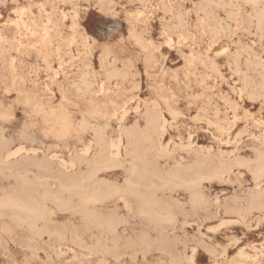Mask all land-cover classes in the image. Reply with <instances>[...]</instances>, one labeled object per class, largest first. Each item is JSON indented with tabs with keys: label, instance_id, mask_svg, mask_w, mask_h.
Here are the masks:
<instances>
[{
	"label": "rangeland",
	"instance_id": "374dc122",
	"mask_svg": "<svg viewBox=\"0 0 264 264\" xmlns=\"http://www.w3.org/2000/svg\"><path fill=\"white\" fill-rule=\"evenodd\" d=\"M260 13L264 0H0V138L10 154L4 163L0 156V196L18 187L21 167L32 172L27 178L36 187L44 173L31 163L72 175L85 170L84 164L71 167L85 149L91 147L89 157L98 152L91 129L56 138L24 96L54 110L63 104L75 124L88 118L92 106L106 110L105 118L89 121L118 146L112 150L115 167L101 171L99 179L119 186L132 162L125 134L146 131L150 113L162 119L153 135L161 174L199 160L212 168L228 167L220 177L201 182L203 204L196 211L183 186L161 187L162 181L153 179V187H160L157 198L174 207V220L161 227L141 216L132 200L125 206L115 198L98 206L116 212L114 234L93 228L80 232L82 242L69 232L61 240L33 236L26 226L2 217L0 264H264V207L248 211L256 195L264 202V175L252 172L257 156L264 155ZM110 101L116 102L115 112ZM46 181L55 189L53 177ZM69 215L56 210L51 227L72 221L80 227V216ZM6 224L11 229L3 230ZM97 238H108L102 241L108 247L115 242L116 256L97 252Z\"/></svg>",
	"mask_w": 264,
	"mask_h": 264
},
{
	"label": "bare ground",
	"instance_id": "6f19581e",
	"mask_svg": "<svg viewBox=\"0 0 264 264\" xmlns=\"http://www.w3.org/2000/svg\"><path fill=\"white\" fill-rule=\"evenodd\" d=\"M250 1L252 3H256L258 0H250ZM134 7H136V6H134ZM257 20H258L259 24L262 25L263 32H264V13H260L258 15ZM70 71H72V70H70ZM112 77H114V75ZM81 85L82 86H85V87L87 86L85 84V81L84 80L81 82ZM23 100H24V103H26L27 105H30L31 112L33 114L40 115L41 120H42V123H44V124H51L52 125V132L55 133L56 138H64V137L70 135L73 132H76V133L77 132H85L88 129H91L94 132V135H95V146L98 149V152L95 155H93L92 157H89V156H87V154H88V151L90 150L91 147H88L87 149L84 148L85 150L83 151L82 156H80L77 161H74L75 164L73 163L72 166L71 165H69V166H71V167L74 166L75 167V166H80L81 164H84L85 165V170L83 172L76 173V174H72V175L64 174V172H62V173L59 172V174H52L51 173V169L48 167L47 164L41 163V162L40 163H36V162L31 163V165L36 166L37 169H41L42 172L44 173L43 175H41L39 178L36 179L38 181L44 180V181H41L40 183H35V186L36 187H33L32 186V183L29 181V179H31V178L30 177H29V179L27 178V173L30 172V171L25 170L24 167H21V168H19L17 170L18 173L16 174V176H17V181H18V187L15 190H13L11 192H6V193H4V194H2L0 196V218H2V217L9 218L10 219V222L13 225H16V227H17V225L18 226L20 225V227L21 226H26V228L30 232V235H33V236L34 235H37L38 237L41 238V235H43V234L46 235L47 234V235H50V236L53 235V236H55V237H57L58 239L61 240V239H64L63 238L65 236L64 233L65 232H69L70 234H72L71 237H73V240L74 241L76 240L77 242H82V239L84 241V238L81 237L80 232L89 231L90 229H93V228H96V229L101 230L102 233L105 234V235H110V234L112 235V234H114V231H116L115 228H117L116 226L118 224V217L115 214L116 212L115 213L114 212H111V213L105 212L102 209H99L98 206H103V205L107 204L109 202V200H111L113 198L123 200L125 206H129L133 202L134 207L136 208V211L141 216H143L145 219H147L149 222H151L152 225L156 228L157 226H160L161 223H166V222L173 221L174 220V217H175V214H174V209H173L174 207L171 204L165 202L164 200L162 201L161 199L163 197L161 199L157 198L156 192H157V190L160 187H153V185L151 184V181L153 179H155V178L160 179L162 181L161 187L162 186H183L185 190H188L189 191V201H190V204H191L192 211H196L203 204V196H202V193H201V191H202L201 190V182L203 180H205V179L220 177L228 169V167L212 168V167H210V165L207 162H205V161H202L201 162L199 160V162H196L194 164H191V165H188V166L187 165L186 166L181 165L179 167L177 166L173 171L168 172V173H166L164 175L161 174V172L159 170L160 168H158V163H157V159L160 157V155L157 154V151L155 153L154 144H153V135L157 133V131L159 129V126H160V124L162 122V119L159 117V115H156L155 113H150L147 116V119H146V126H145L146 127V131L125 134V136L128 139H130V142H131V146H132V150H131L132 162L130 164L129 169H127L128 170L127 171L128 175H127L126 179L124 180V184L122 186H119L117 183L110 182L111 180L110 181H106V180H103V179H99V173L101 171H106L108 169H111V168H114L115 167V158L113 157L112 150L114 149L117 152L118 151V146L115 145L114 143H110L109 144L107 142L105 136H104V133L102 132V130L99 129L100 127L97 128L96 126L91 125V123L89 121V119H93V118H105L106 115H107V113H108L106 110H99V109L95 108V106H92V108H90L88 110V112H87L88 118H83L79 123L75 124L74 121L72 120V118L70 117L69 112L67 111L66 107L63 104L59 105L57 110H54L51 107H47V106H45L42 103H32V102H30V98L29 97H26V96H24ZM109 104L111 105L112 111L115 112L117 110L116 102L110 101ZM243 110H244V108H243ZM169 113L171 114V112H169ZM162 118H164V117H162ZM130 126H132V125H130ZM135 126H136V124H135ZM213 127H214V125H213ZM217 127H219V126H217ZM202 130H204V129H202ZM259 133H261V132H259ZM3 138H5V137H3ZM175 143H176V141H175ZM22 150H24V148H21L19 151H22ZM217 150H219V149H217ZM2 155H4V156H2ZM0 156H2L1 159H2V162L3 163H4V160L7 159L10 156L8 150L6 148H4V146L2 145L1 138H0ZM254 163L255 164H254V167H253V171L252 172H253V174L256 177H261L262 175H264V155H262V154L258 155ZM122 164L120 163V165H122ZM159 165H161V164H159ZM117 166H119V165H117ZM173 166H174V164H173ZM117 169H122V168H117ZM4 170H5V168H4ZM165 170H164V172H165ZM30 173H32V172H30ZM38 176H39V174H38ZM49 177H53V179L56 181L55 182V184H56L55 189H52L50 187L51 185L46 181V179L49 178ZM154 182L152 181V183H154ZM155 184H156V182H155ZM38 188L41 189L40 192L37 191ZM5 191H6V189H5ZM164 197H165V195H164ZM131 200H132V202H131ZM124 204H123V206H124ZM263 207H264V202H263V200H261V196L260 195H256L249 202V204H248V211L251 212L252 209H259V208H262L263 209ZM106 208H108V207H106ZM233 209H235V208H233ZM238 209L239 208H237V210ZM56 210H58V211H69L70 212V215L69 216L72 217V218H74V216L76 214L79 215L80 218L78 217V219L81 220L80 227L77 226L78 224L77 225L74 224V222L70 218L69 219L72 222H70L69 224L63 225L61 228L51 227V225H53L57 221L54 218V215L56 213ZM239 210H241V209H239ZM61 213H63V212H61ZM136 214L137 213H135V215ZM248 214H249V212H248ZM127 217L129 218V216H127ZM190 218H192V217H190ZM223 221H225V220H223ZM228 221H230V220L228 219ZM123 222H124V220H123ZM138 222H139V220H138ZM126 224L127 223H125V225ZM188 224H190V222ZM217 225H219V224H217ZM2 228L5 231L11 229V228H9V226H7V224L5 226H2ZM133 229H131V230H133ZM24 230H25V228H24ZM12 232H13V230H12ZM138 232H139V230H138ZM156 232H158V231H156ZM125 233H127V232H125ZM141 233H143V232H141ZM141 233H140V235L142 236ZM140 235H139V238L141 237ZM94 236L96 237V235H94ZM99 236H101V235L99 234ZM115 237H117V236H114V238ZM155 238H156V236L154 237V239ZM160 238H162V237H160ZM31 239H34V238H31ZM49 239H47V240H49ZM152 239H153V237H152ZM25 240H30V239H26V237H25ZM108 240H109L108 238H104V239L103 238L102 239L99 238L98 240H96L95 241L96 242L95 243V245H96L95 250H97V252H99L101 255H109L110 254V255L116 256V253H118V252H117V246H116L115 242H112L110 240L112 242V245L110 247L106 246L105 243H102V241H105L106 242ZM123 240H125V239H123ZM155 240H158V239H155ZM114 241H116V240H114ZM120 241H122V240H120ZM23 243H21V244H23ZM181 243H180V245H181ZM21 244H19V245H21ZM137 245H140V244H137ZM30 246H31V244H30ZM59 246H61V245L59 244ZM59 246H57V247L59 248ZM39 247H41V246H39ZM156 247H159V246H156ZM25 248H26V246H25ZM32 248L30 247L29 249H32ZM138 248H139V246H138ZM151 248H152V246H151ZM26 249H28V248H26ZM55 249H57V248H55ZM207 249H208V247H207ZM145 251H147V250H145ZM163 251H165V250H163ZM39 252H40V250H39ZM91 252H93V250H91ZM23 253H25V252H23ZM94 253H95V251L93 252V254ZM171 253H173V252H171ZM171 253H170V255H171ZM29 255H30V253H29ZM170 255H168V256H170ZM142 256H144V255H142ZM35 258H37V257H35ZM39 260H40V258H39ZM141 260H144V259H141ZM185 260L187 261V259H185ZM99 261H100V259H99ZM171 262L172 261H170L169 263H171ZM100 264H106V263L103 262V260H102V262ZM174 264H176V263H174Z\"/></svg>",
	"mask_w": 264,
	"mask_h": 264
}]
</instances>
